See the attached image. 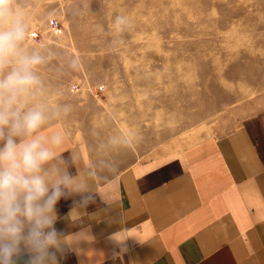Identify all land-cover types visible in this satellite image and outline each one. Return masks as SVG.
Returning <instances> with one entry per match:
<instances>
[{
  "label": "rangeland",
  "instance_id": "rangeland-1",
  "mask_svg": "<svg viewBox=\"0 0 264 264\" xmlns=\"http://www.w3.org/2000/svg\"><path fill=\"white\" fill-rule=\"evenodd\" d=\"M18 3L29 49L50 56L37 99L70 106L58 119L107 161L188 144L264 99V0Z\"/></svg>",
  "mask_w": 264,
  "mask_h": 264
},
{
  "label": "crops",
  "instance_id": "crops-1",
  "mask_svg": "<svg viewBox=\"0 0 264 264\" xmlns=\"http://www.w3.org/2000/svg\"><path fill=\"white\" fill-rule=\"evenodd\" d=\"M225 118L224 129L181 146L130 151L123 164L50 119L41 134H66L57 153L79 154L73 173L94 167L98 194L86 211L70 199L58 203L55 227L79 256L61 264H264V99Z\"/></svg>",
  "mask_w": 264,
  "mask_h": 264
},
{
  "label": "clouds",
  "instance_id": "clouds-1",
  "mask_svg": "<svg viewBox=\"0 0 264 264\" xmlns=\"http://www.w3.org/2000/svg\"><path fill=\"white\" fill-rule=\"evenodd\" d=\"M124 20L117 16L114 23ZM29 35V15L18 0H0V264H61L77 253L68 234L55 227L57 205L70 199L71 208L86 211L97 203L96 172L92 166L70 171L80 156L57 153L64 132L41 134L50 119L67 115L70 106L53 108L37 99L45 95L39 73L50 56L30 50ZM119 254L114 251L113 258Z\"/></svg>",
  "mask_w": 264,
  "mask_h": 264
},
{
  "label": "built area",
  "instance_id": "built-area-1",
  "mask_svg": "<svg viewBox=\"0 0 264 264\" xmlns=\"http://www.w3.org/2000/svg\"><path fill=\"white\" fill-rule=\"evenodd\" d=\"M55 24H58V21H56Z\"/></svg>",
  "mask_w": 264,
  "mask_h": 264
}]
</instances>
